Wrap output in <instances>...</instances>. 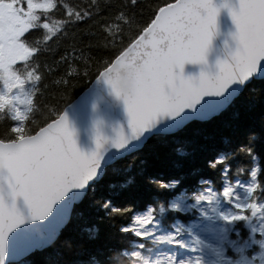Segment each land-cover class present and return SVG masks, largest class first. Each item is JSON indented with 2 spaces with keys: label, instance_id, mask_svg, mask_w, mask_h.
<instances>
[{
  "label": "snow or ice",
  "instance_id": "obj_1",
  "mask_svg": "<svg viewBox=\"0 0 264 264\" xmlns=\"http://www.w3.org/2000/svg\"><path fill=\"white\" fill-rule=\"evenodd\" d=\"M81 24L93 39L49 63ZM254 99L264 109V0H0V264L58 245L49 264H264V125L200 135ZM188 130L173 174L133 173L150 141ZM85 209L97 223L65 238Z\"/></svg>",
  "mask_w": 264,
  "mask_h": 264
},
{
  "label": "trees",
  "instance_id": "obj_2",
  "mask_svg": "<svg viewBox=\"0 0 264 264\" xmlns=\"http://www.w3.org/2000/svg\"><path fill=\"white\" fill-rule=\"evenodd\" d=\"M68 2L75 4L79 3L80 0H68ZM58 15L59 14L57 13V16ZM89 31L90 29L87 24H81L77 28L71 30L68 37L61 42L59 48H57L52 54L47 55L45 59L51 63L52 60L57 58L70 44L82 46L88 43L93 39L87 34ZM79 91L80 86H77L74 94H78ZM234 120H238L241 125V139H243L244 130L248 128H254L256 131H259L261 126L264 125V109L261 108L259 99H254L252 101L245 100L243 103L237 104L236 108L233 109L231 113L223 117L218 123L212 125H202L200 133L201 138H206L208 142L219 143L221 140V132H230L231 129L228 128L227 125ZM192 135V131L188 130L176 133V135L172 137L154 138L139 155V158L133 166V173H136L139 167H142V165H140V160H146L147 166L154 174L161 175L162 178H167L169 175L174 173L177 164L190 159L189 156L178 155L177 149L191 154L192 144L190 141L192 139ZM202 160L203 157L198 155L193 160V163L196 166H201ZM241 163H244L241 158H237V160L233 161L234 165ZM185 171H188L187 167H185ZM126 179L127 174L123 171L110 173L106 177L104 184L98 189V194H110L112 190L108 188L109 184H116L117 187H119V185ZM136 191L137 190L135 188H131L127 191H121L114 197V202L118 206L127 204L133 199L132 196L129 195V192ZM144 202L145 197L138 193L135 198V203L138 207H142ZM121 222L123 221H117V223ZM94 223H97L95 217L91 215L87 209H85L84 219L77 221V223L65 233V238L75 237L77 234L80 236H87V232L84 230ZM98 226L100 228L101 235H104L106 232L114 231L109 229L107 222H100ZM66 258L67 254L65 249L62 245H58L55 249L38 254L33 259L34 264H49L50 261L63 260Z\"/></svg>",
  "mask_w": 264,
  "mask_h": 264
},
{
  "label": "water",
  "instance_id": "obj_3",
  "mask_svg": "<svg viewBox=\"0 0 264 264\" xmlns=\"http://www.w3.org/2000/svg\"><path fill=\"white\" fill-rule=\"evenodd\" d=\"M177 133H179V132H177Z\"/></svg>",
  "mask_w": 264,
  "mask_h": 264
}]
</instances>
